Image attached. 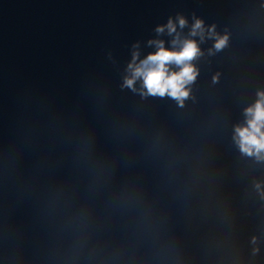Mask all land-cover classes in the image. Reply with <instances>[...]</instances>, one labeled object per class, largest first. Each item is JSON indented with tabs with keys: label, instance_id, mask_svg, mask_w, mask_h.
<instances>
[{
	"label": "clouds",
	"instance_id": "1",
	"mask_svg": "<svg viewBox=\"0 0 264 264\" xmlns=\"http://www.w3.org/2000/svg\"><path fill=\"white\" fill-rule=\"evenodd\" d=\"M189 28L187 34L183 30ZM157 37L167 34L171 37L166 46L163 39L149 40L148 46L154 51L141 58L139 43L133 45L132 58L125 69L121 88L131 90L141 98H170L178 107L183 108L186 101L194 100L192 88L199 76L196 61L205 55L213 56L228 45L229 37L216 31L215 25L205 22L193 15L189 26L183 15L169 18L166 24L158 25ZM212 40V47L207 52L201 44ZM219 74L213 76L217 83ZM243 121L233 125L232 140L242 156L256 162H264V89H257L256 99L243 109ZM253 187L264 199V181H254ZM252 255L259 253L258 238L250 240Z\"/></svg>",
	"mask_w": 264,
	"mask_h": 264
}]
</instances>
